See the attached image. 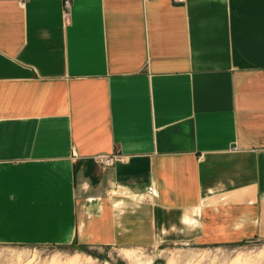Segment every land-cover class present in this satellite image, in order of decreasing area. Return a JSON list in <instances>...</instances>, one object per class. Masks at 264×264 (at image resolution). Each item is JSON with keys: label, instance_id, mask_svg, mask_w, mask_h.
Returning <instances> with one entry per match:
<instances>
[{"label": "crops", "instance_id": "0c3cea01", "mask_svg": "<svg viewBox=\"0 0 264 264\" xmlns=\"http://www.w3.org/2000/svg\"><path fill=\"white\" fill-rule=\"evenodd\" d=\"M69 1L0 0V242L264 239V0Z\"/></svg>", "mask_w": 264, "mask_h": 264}, {"label": "rangeland", "instance_id": "374dc122", "mask_svg": "<svg viewBox=\"0 0 264 264\" xmlns=\"http://www.w3.org/2000/svg\"><path fill=\"white\" fill-rule=\"evenodd\" d=\"M0 264H264V239L229 245L103 249L0 242Z\"/></svg>", "mask_w": 264, "mask_h": 264}, {"label": "built area", "instance_id": "2783aa9c", "mask_svg": "<svg viewBox=\"0 0 264 264\" xmlns=\"http://www.w3.org/2000/svg\"><path fill=\"white\" fill-rule=\"evenodd\" d=\"M69 3H70V1L66 0L67 6H69ZM99 159H100V161L105 162V164H112L117 159V156H109V157L108 156H100ZM115 192H116V194H120V195H129L130 194V192L127 189H125L123 187H119V186H117V188L115 189ZM153 194H154V189H153V187L150 186L148 188V197L147 198H149Z\"/></svg>", "mask_w": 264, "mask_h": 264}]
</instances>
